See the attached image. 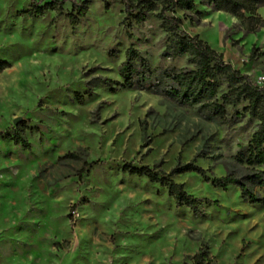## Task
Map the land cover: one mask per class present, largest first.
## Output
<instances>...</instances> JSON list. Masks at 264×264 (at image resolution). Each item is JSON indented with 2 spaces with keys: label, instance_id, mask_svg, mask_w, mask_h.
<instances>
[{
  "label": "rangeland",
  "instance_id": "rangeland-1",
  "mask_svg": "<svg viewBox=\"0 0 264 264\" xmlns=\"http://www.w3.org/2000/svg\"><path fill=\"white\" fill-rule=\"evenodd\" d=\"M81 1L85 15L71 27L68 3L60 14L30 17L29 0H0V61L9 64L0 73V264H192L201 247L205 264H264V205L195 174L171 177L210 201L193 213L122 171L148 167L161 176L191 161L209 176L238 171L232 158L257 129L245 104L227 107L220 123L146 91L97 83L119 81L128 48L151 69L189 66L164 56L166 35L153 14L135 24L118 0L106 8ZM198 1L199 21L181 29L264 85V6L261 29L243 35L234 19ZM252 48L262 55L249 60ZM225 91L219 82L217 97ZM22 123L29 150L13 142ZM69 153L81 159H63Z\"/></svg>",
  "mask_w": 264,
  "mask_h": 264
},
{
  "label": "trees",
  "instance_id": "trees-1",
  "mask_svg": "<svg viewBox=\"0 0 264 264\" xmlns=\"http://www.w3.org/2000/svg\"><path fill=\"white\" fill-rule=\"evenodd\" d=\"M33 8L30 17L42 16L47 9H55L59 14L65 3L70 4L72 12L66 14L71 27L75 26L85 15L86 2L81 0H50L43 6V0H29ZM104 8L109 0H100ZM123 6L124 14L135 24L144 22L149 14L159 22L160 30L166 35L163 54L168 59L185 58L189 67L176 69H151L146 60L134 49L128 48L124 61L118 68L119 81L108 79L96 80L112 90H141L152 95L170 100L189 109H196L207 120L220 123L227 121V107L244 103L243 112L257 122V129L246 145H238V152L232 162L238 171H227L221 177L207 175L206 171L188 162L173 168L167 175L159 176L148 167L124 165L122 171L128 176L145 178L167 191L176 208H187L196 213L200 206L210 204L187 195L181 184L171 180L173 176L195 174L211 187L225 191L229 187L238 189L243 202L250 205H264V85H257L245 75L233 69L223 60V56L212 50L197 36H190L181 29L183 21L192 25L199 21L201 13L196 9L195 0H118ZM198 4L211 12L223 13L234 19L243 35L257 33L263 22L257 10L264 6V0H199ZM257 50L252 48L248 59L253 60ZM9 68V64L0 61V73ZM219 82L225 83L226 91L217 97ZM74 99L81 102L79 94ZM30 130L25 123L13 138L14 145H21L29 150L30 145L24 134ZM67 160H80L78 153H69L63 157ZM87 166L82 162L77 172L80 177ZM208 257L204 247L194 254L192 264H205Z\"/></svg>",
  "mask_w": 264,
  "mask_h": 264
}]
</instances>
